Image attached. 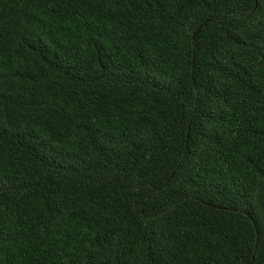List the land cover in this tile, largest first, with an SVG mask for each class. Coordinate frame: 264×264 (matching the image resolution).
<instances>
[{"label":"trees","instance_id":"16d2710c","mask_svg":"<svg viewBox=\"0 0 264 264\" xmlns=\"http://www.w3.org/2000/svg\"><path fill=\"white\" fill-rule=\"evenodd\" d=\"M0 264H264V0H0Z\"/></svg>","mask_w":264,"mask_h":264}]
</instances>
